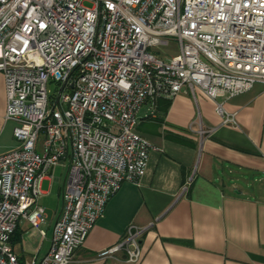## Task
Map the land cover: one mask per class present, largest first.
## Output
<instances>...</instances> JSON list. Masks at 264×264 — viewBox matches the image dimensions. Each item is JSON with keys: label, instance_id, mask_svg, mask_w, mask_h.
Instances as JSON below:
<instances>
[{"label": "built area", "instance_id": "built-area-1", "mask_svg": "<svg viewBox=\"0 0 264 264\" xmlns=\"http://www.w3.org/2000/svg\"><path fill=\"white\" fill-rule=\"evenodd\" d=\"M0 74L17 144L0 155V264H19L8 244L20 221L44 235L41 183L57 166L61 209L30 264H70L110 198L146 173L145 103L199 91L230 125L218 101L264 85V0H0ZM145 231L128 227L98 258L138 263Z\"/></svg>", "mask_w": 264, "mask_h": 264}, {"label": "crops", "instance_id": "crops-1", "mask_svg": "<svg viewBox=\"0 0 264 264\" xmlns=\"http://www.w3.org/2000/svg\"><path fill=\"white\" fill-rule=\"evenodd\" d=\"M220 101L234 124L221 125L215 103L199 91L140 108L135 132L152 147L146 173L110 198L70 264H131L121 252L98 258L131 226L146 229L136 264H264V85ZM5 108L0 74V155L17 145ZM65 172L57 166L41 183L44 235L20 221L11 237L19 264L48 252Z\"/></svg>", "mask_w": 264, "mask_h": 264}, {"label": "rangeland", "instance_id": "rangeland-1", "mask_svg": "<svg viewBox=\"0 0 264 264\" xmlns=\"http://www.w3.org/2000/svg\"><path fill=\"white\" fill-rule=\"evenodd\" d=\"M83 5L85 7H92V3L89 1H85L83 3ZM172 47L167 48H156L154 49V51L157 53L156 56L160 59L163 58H170L172 56H174L177 53V49L171 44ZM48 89L52 92V93H57L59 90V86L56 83H49L48 84ZM37 151L40 153V150L37 149Z\"/></svg>", "mask_w": 264, "mask_h": 264}]
</instances>
